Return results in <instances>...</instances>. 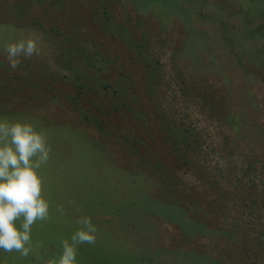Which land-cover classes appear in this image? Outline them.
Returning a JSON list of instances; mask_svg holds the SVG:
<instances>
[{"label":"rangeland","instance_id":"1","mask_svg":"<svg viewBox=\"0 0 264 264\" xmlns=\"http://www.w3.org/2000/svg\"><path fill=\"white\" fill-rule=\"evenodd\" d=\"M0 119L50 148L49 214L0 264L58 260L83 217L77 264H264V0H0Z\"/></svg>","mask_w":264,"mask_h":264},{"label":"clouds","instance_id":"2","mask_svg":"<svg viewBox=\"0 0 264 264\" xmlns=\"http://www.w3.org/2000/svg\"><path fill=\"white\" fill-rule=\"evenodd\" d=\"M35 53L37 42L32 38L7 45L12 68L18 66L21 54L31 57ZM49 153L45 137L31 123L0 119V249L4 252L16 250L27 256L32 225L49 214L38 173L49 160ZM77 224L81 227L70 240L62 241L58 260L51 259L48 264H77L76 245L95 242L97 229L91 219L83 217Z\"/></svg>","mask_w":264,"mask_h":264},{"label":"trees","instance_id":"3","mask_svg":"<svg viewBox=\"0 0 264 264\" xmlns=\"http://www.w3.org/2000/svg\"><path fill=\"white\" fill-rule=\"evenodd\" d=\"M126 215L125 216L123 215L122 218L128 217L127 222L131 223L133 220L131 218V215L130 214H128L127 216ZM112 237H114V235ZM121 240H122V238H121ZM119 241H120V237H119ZM129 252H131V250H128V252H126V254L122 253L123 258L122 257L120 258V257L113 255V257L110 258V261L114 264H151L152 263L149 260H147L146 258H143V256H141V253L138 256L134 257L135 255L129 254ZM138 253H139V251H138ZM138 253L136 252V254H138Z\"/></svg>","mask_w":264,"mask_h":264}]
</instances>
